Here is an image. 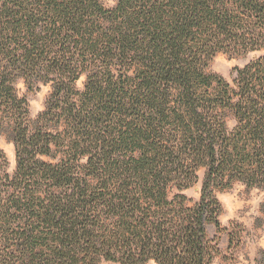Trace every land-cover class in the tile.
Returning <instances> with one entry per match:
<instances>
[{"label": "trees", "instance_id": "1", "mask_svg": "<svg viewBox=\"0 0 264 264\" xmlns=\"http://www.w3.org/2000/svg\"><path fill=\"white\" fill-rule=\"evenodd\" d=\"M0 134V264H213L217 193L264 189V0H0Z\"/></svg>", "mask_w": 264, "mask_h": 264}, {"label": "rangeland", "instance_id": "2", "mask_svg": "<svg viewBox=\"0 0 264 264\" xmlns=\"http://www.w3.org/2000/svg\"><path fill=\"white\" fill-rule=\"evenodd\" d=\"M117 0H103L105 6L112 7ZM259 52L235 56L229 53L217 54L209 66V71L219 74L231 82L235 76V68L244 66ZM85 76L77 81V87L83 88ZM20 94H23L29 103V115L34 119L43 110L50 88L48 85H39L32 90L20 82ZM230 127L233 120H228ZM0 149L7 160V171L11 174L15 169V153L13 143L0 134ZM199 180L195 187L185 190V194L193 200L199 199V189L204 176V169L198 172ZM217 198L221 204V213L218 217L221 230L212 224L208 225L207 232L215 237L219 254L213 264H264V189H247L241 184L219 191ZM99 264H116L101 261ZM147 264H156L148 262Z\"/></svg>", "mask_w": 264, "mask_h": 264}]
</instances>
